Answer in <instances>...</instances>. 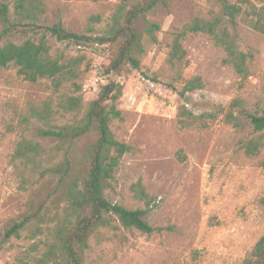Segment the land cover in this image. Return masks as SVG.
I'll return each mask as SVG.
<instances>
[{
  "label": "rangeland",
  "instance_id": "rangeland-1",
  "mask_svg": "<svg viewBox=\"0 0 264 264\" xmlns=\"http://www.w3.org/2000/svg\"><path fill=\"white\" fill-rule=\"evenodd\" d=\"M227 1L240 7L235 26L224 25L236 33L239 50L250 54L245 79L224 63V51L203 33H189L181 41L183 63L172 66L168 59L174 35L186 23L197 16H222L219 0H174L141 19L139 28L148 20L159 29L156 41L145 43L139 69L126 62L108 72L104 46L76 47L49 38L53 53L85 56L77 79L80 89H63L80 96L79 107L59 108L56 123L79 120L105 83L120 84L116 105L121 117L111 129L129 149L105 196L124 207L144 209L153 226H171L146 234L110 215L111 225L87 238L83 264H240L264 234V129L254 131L239 108L233 109L234 124L225 119L234 98L242 99L248 112H259L264 103V0ZM44 2L48 23L59 14L68 30L81 32L88 17L98 14L95 27L102 33L121 0ZM10 39L20 42L22 37L13 34ZM196 76L202 86L183 90L185 80ZM47 84L23 79L14 66L0 69V264L64 263L58 252L47 254L56 227L74 220L73 213L65 218L67 201L58 176H40L14 155L22 137L45 147L55 144L36 135V122L23 120L29 104L49 96L57 101L58 93ZM252 138L261 145L250 155L245 145ZM86 143L79 145L80 158ZM86 166L83 156L80 178ZM21 221L25 225L19 236L6 237L9 226Z\"/></svg>",
  "mask_w": 264,
  "mask_h": 264
},
{
  "label": "trees",
  "instance_id": "trees-1",
  "mask_svg": "<svg viewBox=\"0 0 264 264\" xmlns=\"http://www.w3.org/2000/svg\"><path fill=\"white\" fill-rule=\"evenodd\" d=\"M172 1L121 0L104 31L98 33L95 27L101 20L98 14L88 17L83 31L73 32L64 26L59 14L56 21L48 23L44 0H0V69L14 66L23 79L29 82L46 80L48 87L58 93L56 102L49 96L38 104H29L23 117L26 123H37L35 133L38 137L55 141V144L45 147L39 141L22 137L16 144L14 155L40 176H58L67 201L65 218L69 219L70 213H73L74 220L56 227L47 254L55 255L58 252L64 260L63 264H83L82 252L87 247V238L96 229L110 226V215H114L122 226L146 234L161 233L171 229V226H153L146 221L144 209H130L111 202L105 196L108 181L129 149L127 143L115 138L111 129L112 121L121 117L116 105L122 91L120 84L115 81L105 83L79 120L56 123L55 116L61 112L60 109L67 111L79 107L80 96L67 95L63 89L68 85L73 86L74 90L80 89L77 79L85 56L67 55L65 51L53 53L49 38L76 47L104 46L109 55L108 72L118 71L126 62L132 68L139 69L144 45L156 41L155 33L159 29L157 23L148 20L139 28V21L145 19L158 5L167 6ZM219 1L222 16H197L186 23L175 33L168 59L172 66L183 63L185 51L181 41L189 33H203L224 51V63L240 79H245L249 75L250 54L239 50L236 33L224 25L226 21L235 26L240 7L227 0ZM13 34H19L21 41H12L10 38ZM201 86V79L196 76L185 80L183 90L193 91ZM243 107V100L234 98L229 103L225 119L234 124L233 109L239 108L253 130L262 131L264 103L259 112H248ZM83 141H87L83 148L87 166L80 178L79 165L83 156L80 158L78 155V148ZM260 145L259 138H252L246 143L245 151L250 155L255 154ZM261 203L264 207V196ZM24 225L23 221L13 222L5 232L6 237L19 236V229ZM240 264H264V234L245 253Z\"/></svg>",
  "mask_w": 264,
  "mask_h": 264
},
{
  "label": "water",
  "instance_id": "water-1",
  "mask_svg": "<svg viewBox=\"0 0 264 264\" xmlns=\"http://www.w3.org/2000/svg\"><path fill=\"white\" fill-rule=\"evenodd\" d=\"M185 102H189L190 100L188 99V97H185Z\"/></svg>",
  "mask_w": 264,
  "mask_h": 264
}]
</instances>
